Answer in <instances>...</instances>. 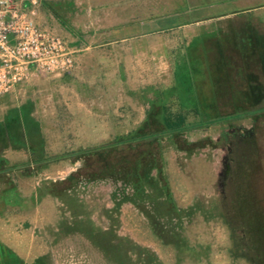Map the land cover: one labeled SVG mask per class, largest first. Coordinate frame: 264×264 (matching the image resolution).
<instances>
[{
  "label": "rangeland",
  "instance_id": "obj_1",
  "mask_svg": "<svg viewBox=\"0 0 264 264\" xmlns=\"http://www.w3.org/2000/svg\"><path fill=\"white\" fill-rule=\"evenodd\" d=\"M40 2V24L76 53L69 73L0 99V123L19 110L21 172L43 196L39 255L27 264H251L249 225L264 222V113L253 114L247 86H264V48L250 42L259 20H235L217 49L212 39L204 51L163 50L178 36L159 35L127 41L139 48L131 51L103 45L106 22L87 14V0ZM236 113L248 115L227 117ZM178 115L184 127L168 132L163 117ZM149 130L163 168L148 166L140 182L99 177L82 155Z\"/></svg>",
  "mask_w": 264,
  "mask_h": 264
},
{
  "label": "crops",
  "instance_id": "obj_2",
  "mask_svg": "<svg viewBox=\"0 0 264 264\" xmlns=\"http://www.w3.org/2000/svg\"><path fill=\"white\" fill-rule=\"evenodd\" d=\"M87 2V14L90 17L98 15L106 22L105 35L108 41L103 44L106 47L123 42V47L129 46V50L137 51L139 48L136 44L127 41L137 38L150 40L160 35L178 36L177 47L169 42L171 38H163L167 41L163 50L204 51L211 49L207 44L212 39L217 49L219 38L216 37L236 34L235 20L239 19H258L259 27L250 28V31L264 35V0ZM153 49V46H147L145 50ZM11 128L7 126L6 120L0 123V264H27L39 255L40 248L36 245L33 227H36L37 213L42 210L43 196L36 186L32 190L28 189L27 183L30 181L21 172V158L18 155L21 150L25 152V134L20 126ZM12 161L18 164L15 167L18 171L12 172Z\"/></svg>",
  "mask_w": 264,
  "mask_h": 264
},
{
  "label": "built area",
  "instance_id": "obj_3",
  "mask_svg": "<svg viewBox=\"0 0 264 264\" xmlns=\"http://www.w3.org/2000/svg\"><path fill=\"white\" fill-rule=\"evenodd\" d=\"M40 7V0H0V99L74 68L76 50L40 24Z\"/></svg>",
  "mask_w": 264,
  "mask_h": 264
},
{
  "label": "trees",
  "instance_id": "obj_4",
  "mask_svg": "<svg viewBox=\"0 0 264 264\" xmlns=\"http://www.w3.org/2000/svg\"><path fill=\"white\" fill-rule=\"evenodd\" d=\"M251 34V36L254 35L253 38L258 39V42L260 41V38L256 37V35L260 34ZM253 38H250L251 40L249 39L251 43L264 48L261 42L257 43V41ZM262 42H264V40ZM247 86L250 92L248 94L250 96L249 98L254 105L253 114L262 115L264 113V86L261 85L258 80L253 81V83L250 81ZM192 88L194 91L191 93L194 95V98L197 99V103H199V96L197 95L194 86ZM189 96L191 97V94ZM163 107L165 108L166 113L170 112V105L167 106V104H164ZM205 108L207 110L210 109L207 106ZM18 112L19 110L15 109L10 111L8 114L9 116L6 124L10 129H12V126H20L21 124ZM246 115H248V113H236L227 117L240 118ZM163 122L167 131L172 133L177 130H181L184 127L186 118L183 115H178L174 121L168 116H164ZM147 126H149V124ZM31 149L33 150V154H35L34 149ZM82 155L90 159L89 161L91 162V165H93V169L95 171L94 174H98L99 177L112 176L117 172H122L126 175V179H132L140 182L144 179L142 172L144 169L149 168L148 166H154L158 172H161L163 168L159 138L157 137V133L153 130H149L147 133H138L135 137L127 138L124 141L115 142L113 144L93 149L89 148L88 150L82 152ZM167 195L169 198L170 194L167 193ZM242 204L243 203H240L241 214L244 212V210H242ZM249 226L252 248L251 256H247V259L251 262V264H264V222H252Z\"/></svg>",
  "mask_w": 264,
  "mask_h": 264
}]
</instances>
